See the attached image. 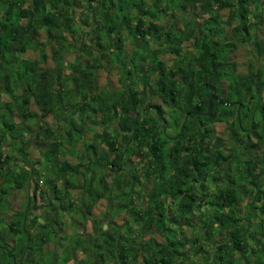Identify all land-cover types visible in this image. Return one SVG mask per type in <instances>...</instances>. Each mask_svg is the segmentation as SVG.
<instances>
[{"label": "trees", "instance_id": "trees-1", "mask_svg": "<svg viewBox=\"0 0 264 264\" xmlns=\"http://www.w3.org/2000/svg\"><path fill=\"white\" fill-rule=\"evenodd\" d=\"M263 3L0 0V138L18 140L23 155V166L0 172V194L29 179L34 196L40 180L52 193L44 198L39 190L45 204H30L41 213L24 209L0 219V264H264ZM240 44L255 59L244 72L230 60ZM28 50L38 58H24ZM104 63L118 69L120 90L97 88ZM23 86L29 92L2 100ZM156 97L164 106L151 102ZM31 98L58 117L56 129L44 126L35 136L44 162H31L40 168L47 161L46 179L39 168L25 167L27 142L7 116L15 105L24 125L35 115ZM216 122L225 123L226 135ZM90 125L102 130L83 140ZM77 141V162L60 160L63 145ZM14 155L7 161L16 163ZM70 188H80L76 199ZM101 199L105 209L94 214ZM123 209L124 223L139 226L134 245L111 230ZM74 214L91 222L90 232L65 233V217ZM48 242L55 246L45 252Z\"/></svg>", "mask_w": 264, "mask_h": 264}, {"label": "crops", "instance_id": "crops-1", "mask_svg": "<svg viewBox=\"0 0 264 264\" xmlns=\"http://www.w3.org/2000/svg\"><path fill=\"white\" fill-rule=\"evenodd\" d=\"M42 39V38H40ZM48 48V47H47ZM29 51V50H28ZM26 51V52H28ZM46 51L48 52V50L46 49ZM22 54V56L24 58L27 59H36L38 57H33V58H28L25 54ZM35 52V51H33ZM49 53V52H48ZM38 54V53H37ZM50 54V53H49ZM107 64L101 66L100 68L97 69L96 71V77H95V84L97 86V88L102 89V88H106V89H111V90H115L118 91L120 90L122 84L119 82L120 80V75L118 72V76H117V85L116 87L114 86H108V85H104L107 83V80H104L103 84L101 85L100 82L98 81V71H100L101 69H105L107 68L106 66ZM49 66L53 67L54 65L50 64L49 61ZM45 64H41L40 68H44ZM112 69V68H111ZM116 69V68H114ZM118 71V69H117ZM105 79V78H104ZM103 86V87H101ZM29 92L24 86L23 87H19L18 89L15 90V92L12 94V96H10L9 94H3L2 100L3 101H10L13 97H18L21 96L24 92ZM152 103H162L161 99L159 97L156 98H152L151 99ZM164 106V105H163ZM29 110H31L35 115H31V116H27L26 119L24 120V125L20 126L19 124L21 123V117L20 115L16 112V108L14 105V110L11 113H7V116L12 120L13 124H15V127L13 128V132L14 134L19 135L20 133L22 134V138H24L23 140L25 142H27L28 145V151L26 154V157L29 159V162L31 161H35L37 162L38 160H42L43 157V150H44V144L40 142V140H36V135L42 132V127L44 126H50L54 129H56L57 124H58V117H56L55 113H49L47 112L46 114L44 113L43 109L41 107H37L33 101V98L30 99L29 101ZM1 123V121H0ZM61 125H64V122L62 121ZM22 127L24 130L20 129V127ZM93 126V125H92ZM1 128V126H0ZM62 129V126H61ZM22 130V131H21ZM101 127H96L93 126L89 127V129L87 131L84 132L83 134V140H87L90 141L93 139V131H101ZM21 145L18 140H15L13 138H11L10 136H6V139H2L0 138V157L2 161H5V165L3 167V169H0L1 171L8 172L9 168H18L21 167L23 165L22 164V157L23 155L20 154L19 151H17V146ZM82 145L79 141L72 143L71 145L69 144H65L63 145V147L61 148V153L58 155L60 160H66L70 163H76L77 159V153L79 152V150H81ZM14 153L16 155V163L13 161H7V156L11 153ZM14 155V156H15ZM5 158V160H3ZM27 162V165H25V167H36L37 165H39L38 163H35V166L32 163ZM16 165V166H15ZM8 169V171H6ZM44 172V171H43ZM4 174V172L2 173ZM43 178V177H41ZM72 179H75L76 182H80L81 178L78 177H72ZM40 186L36 189L35 191V195H33L34 193V188H35V182L31 179H29V182L27 184H25L23 187L21 188H9L6 189V191L4 192L3 190V194H0V200L1 203L3 202L5 209L0 211V219H3L2 221L6 222L8 220V215L13 214V213H17L20 211H24L25 212L28 210L33 213V214H37V213H41L42 212V208H37V209H33V206L30 208V204L33 202H35V204L38 205H43L45 203H43L42 201L39 200V190L44 191V198H48L52 196L51 191L47 188V186L45 185V182L41 183L39 182ZM56 186L58 189H62L64 186L63 181H57ZM69 193L71 196V199L73 200L74 198L76 199V197H78V195L80 194V188H70L69 189ZM37 197L38 201H35V198ZM102 200V199H101ZM100 200V201H101ZM100 203V202H99ZM101 208H97V206L94 208V214H98L100 212H102V210H100ZM96 212V213H95ZM48 243H53V242H48ZM47 243V244H48ZM45 244V246L47 245Z\"/></svg>", "mask_w": 264, "mask_h": 264}, {"label": "rangeland", "instance_id": "rangeland-1", "mask_svg": "<svg viewBox=\"0 0 264 264\" xmlns=\"http://www.w3.org/2000/svg\"><path fill=\"white\" fill-rule=\"evenodd\" d=\"M261 11L264 14V3H263V8H262ZM188 12L193 17L197 18V16H196L197 15L196 8L189 6ZM228 13H229V9H224V10L221 11V14L224 16V18L228 15ZM161 22L165 24V22L167 23V19L166 18H162ZM262 28L263 29H262L261 33L264 34V27H262ZM43 37H44V34L42 33L41 36H40V38H43ZM126 45H127V48L129 50H131V48H132L131 44L129 42H127ZM47 50H48L49 53L52 52V48L50 46L47 48ZM25 55L28 58L38 57L37 52H33L32 50H29L28 52H26ZM162 59H164L168 63V65L170 64L171 58H170V56L168 54H164L162 56ZM230 60L232 62H234V63L237 64V68H238L239 71H243V72L245 70H247V67H248V65L250 63L253 64L254 61H255V59L252 58L248 54V50H247V45L246 44H240V45H238V47L236 48V50L231 54ZM49 61H50V64L55 65L54 64V61H52L51 58L49 59ZM104 64H107V66H108V63H104ZM65 66L67 67L66 64H64V67ZM97 74H98V76H97L98 77V81L100 82L101 85L103 84L104 80H107V83L104 84V85L116 87V85L118 84L117 83V79H116L117 76H118L117 69H114V68H112V69L105 68V69H101L100 71H98ZM101 87H103V86H101ZM215 129H216V131H217L218 134H220V135H226V125H225L224 122H216L215 123ZM261 151L262 150L258 149L257 150V154L261 153ZM41 161L44 162V158H42ZM47 166H48L47 165V161L45 160V163H42V167H40V168L38 167L39 168L38 169L39 171H41V170L44 171V178L45 179L47 178V175H48V173H47L48 172ZM6 171H8V169ZM7 185H8V183L7 182H4L2 184V188H7L8 187ZM150 185H151V180H148L146 182V188H149ZM247 194H248L247 192L244 193L243 201H242L243 206L244 205L247 206L248 203H249V198H248ZM121 197L123 198V199H121V202L126 203V199L122 195H121ZM99 207L101 208L100 210H102V211L105 209V200L104 199H102L100 201V203L97 206V208H99ZM115 211H116V208L115 207H113V208L111 206L109 207V213L110 214H114ZM122 211H124V209L121 210L119 212V214ZM59 213L61 215L63 214L62 211H59L58 214ZM65 218H66V223H68V225H65L64 226L65 233L71 234L72 231H75V230H79L80 231L82 229H84L87 232H90L91 231V222L88 220V221H83V223H81V220L82 219L80 218V216L78 214L66 215ZM124 222H125V216H124V212H122L121 213V217L117 219V223H119L118 224L119 226H116L114 228H111V230L113 231L114 229H117L118 230V235H120V236L123 235L124 236L126 245H130V244H133L134 245L135 242L139 239V235L136 232V230L138 229L139 226L137 224L132 223V222H130V224H127V222L126 223H124ZM102 227L103 228H106V227H108V224L105 223ZM130 230H132V232H130ZM156 236H157V239L159 241L162 240L158 235H156ZM67 237L68 236H66L65 238H67ZM97 237L100 238V241H102V239L104 238L103 237V234H99V235H97ZM54 246L55 245L53 243H48L46 246H44L43 250H45V252L46 251H50V250H52L54 248ZM61 257H64V256H61ZM248 264H252V262L251 263H248Z\"/></svg>", "mask_w": 264, "mask_h": 264}, {"label": "water", "instance_id": "water-1", "mask_svg": "<svg viewBox=\"0 0 264 264\" xmlns=\"http://www.w3.org/2000/svg\"><path fill=\"white\" fill-rule=\"evenodd\" d=\"M219 103H222L221 99H217ZM204 114H207V111L203 112Z\"/></svg>", "mask_w": 264, "mask_h": 264}, {"label": "clouds", "instance_id": "clouds-1", "mask_svg": "<svg viewBox=\"0 0 264 264\" xmlns=\"http://www.w3.org/2000/svg\"><path fill=\"white\" fill-rule=\"evenodd\" d=\"M39 182L41 183V180Z\"/></svg>", "mask_w": 264, "mask_h": 264}]
</instances>
